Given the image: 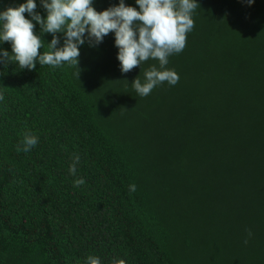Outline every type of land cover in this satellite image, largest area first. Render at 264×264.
Segmentation results:
<instances>
[{
    "label": "trees",
    "instance_id": "obj_1",
    "mask_svg": "<svg viewBox=\"0 0 264 264\" xmlns=\"http://www.w3.org/2000/svg\"><path fill=\"white\" fill-rule=\"evenodd\" d=\"M197 3L165 66L178 83L146 97L131 84L159 61L122 73L111 32L80 46L79 78L0 62V264H264V0ZM25 133L38 142L17 151Z\"/></svg>",
    "mask_w": 264,
    "mask_h": 264
},
{
    "label": "clouds",
    "instance_id": "obj_2",
    "mask_svg": "<svg viewBox=\"0 0 264 264\" xmlns=\"http://www.w3.org/2000/svg\"><path fill=\"white\" fill-rule=\"evenodd\" d=\"M251 5L254 0H247ZM46 10V17L35 11L36 0H27L18 7H8L0 12V42L11 44V55L6 50H0V62L5 65L17 62L21 69L32 70L40 65L58 67L63 63L78 69L80 46L86 42L90 47L100 44L110 32L115 34V46L118 48L117 59L122 73H128L133 68L141 66L142 62L151 59L159 61L156 66L144 72V82L136 77L132 87L141 97L150 94L154 87L167 81L176 85L179 76L174 70H168V57L180 53L185 45L187 33L194 27L193 11L199 7L197 0H136L139 10L126 6L120 0L118 6H111L103 11L93 7V0H41ZM31 19L25 17V13ZM35 21L41 27V32L51 33L53 38L48 43V51L41 54L42 39L35 34ZM57 33L64 34L63 45ZM4 97L0 95V100ZM37 137L25 133L23 148L17 151H30L37 144ZM80 157L74 155V162L69 171L76 175V164ZM83 179H77L74 186L83 185ZM129 190L134 192L135 185ZM251 236V231L248 232ZM245 244L248 242L244 241ZM86 264H101L99 257L89 255ZM112 264H125L123 259H114Z\"/></svg>",
    "mask_w": 264,
    "mask_h": 264
}]
</instances>
